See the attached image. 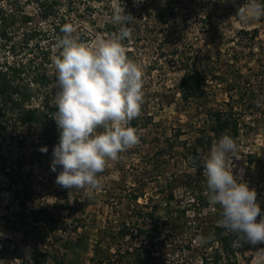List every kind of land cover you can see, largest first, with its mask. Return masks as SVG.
Returning <instances> with one entry per match:
<instances>
[{"label":"trees","instance_id":"trees-1","mask_svg":"<svg viewBox=\"0 0 264 264\" xmlns=\"http://www.w3.org/2000/svg\"><path fill=\"white\" fill-rule=\"evenodd\" d=\"M111 1L103 3L107 16L97 27L108 36L117 30L111 22ZM81 2L96 7L89 0H0V45L4 48L0 55V192L10 191L13 201V204L2 205L0 218L15 231H20V240L28 245V254L17 264H45L49 258L53 264H63L65 259L64 253L59 251L60 244L68 250L82 239L72 241L70 236L81 225L78 214L81 191L60 187L55 191L54 207H50L28 180L31 170L24 167L26 153L20 151L26 144H38L35 139H27L32 135L29 132H37L34 134H38L39 143L47 147L46 153H53L59 142V130L52 116L57 110L54 103L57 89L51 87L56 80L51 58L57 37L63 35L61 26L69 23L72 11L78 10ZM255 2L264 8V0ZM119 4L137 21L132 26L131 39L122 42L129 58L137 62L144 48L155 42L154 49L159 57H167L169 51L174 58L168 60L179 65L178 90L182 100H203L211 69L206 67L199 52L178 45L173 33L180 24L187 22L182 10H190L188 0H141L139 3L121 0ZM29 6L31 9L27 8ZM201 17L209 18V14L203 13ZM165 27L174 36L171 47L167 45L169 38L159 37ZM242 31L254 35L257 27ZM17 33L21 34L19 44L13 39ZM78 38L81 41V37ZM154 59L158 61L157 56ZM227 102V107L209 108L207 128H202L188 146L182 145L181 150L189 152L193 173H187L183 181L185 190L180 195L176 192V178L162 183L166 203L163 221H160L158 202L139 201L140 197H147L144 189L148 181L145 182L144 177L129 188L120 187L117 201L126 198V205L115 209L119 216L117 225L105 244L96 242L92 264H168L162 247L170 245L186 249L185 255L200 264H237L236 255L242 244L237 242L235 235L219 226V211L201 212V205L208 199L202 164L205 153L200 148L224 133L234 139L239 134V110L235 109L236 104ZM131 126H137L136 119L131 121ZM167 143L170 153L175 145L169 138ZM153 173L158 178L161 172L155 169ZM185 193L189 196H184ZM193 201L200 205L192 207ZM183 235L187 238L182 239Z\"/></svg>","mask_w":264,"mask_h":264},{"label":"rangeland","instance_id":"rangeland-1","mask_svg":"<svg viewBox=\"0 0 264 264\" xmlns=\"http://www.w3.org/2000/svg\"><path fill=\"white\" fill-rule=\"evenodd\" d=\"M89 1L94 2L96 7L79 3L78 10L72 11L69 23L75 29L74 36L81 37V42L93 44L97 36H110L102 34L97 28L107 16L102 8L106 0ZM188 2L190 10H182V17L187 18V22L180 24L173 33L177 36L178 45L199 52L207 64L206 67L211 69L205 83L204 99L183 101L178 90L181 70L178 64H171L168 60L174 58L173 54L168 51L167 57H159L154 49L155 42L144 48L140 60L137 61L144 73V99L135 127L139 143L121 153L118 160L108 161L104 172L98 174L102 188L90 194L80 192L78 214L81 216V225L70 236L72 241L80 237L82 239L68 250H65V245L60 244L59 251L64 253L65 259L63 264H92L91 257L96 242L105 244L106 238H109L117 225L119 216L115 209L126 205V198L122 202L117 201L118 191L131 187L143 177L145 182L148 181L144 190L150 198L140 197L139 201L158 202L160 221H163L166 203L162 183L166 179L176 178L177 194L180 195L185 190L183 181L187 178V173H193V168L190 165L189 152L181 149L192 143L202 128H207L210 122L208 109L227 107V101L236 104L235 109L239 110V134L235 138L238 151L229 155L228 165L230 170L233 169L234 175L256 190L261 216H264V18L262 14H246L244 17L238 15L239 8H248L252 0ZM27 8L31 9L30 6ZM203 13H208L209 18L203 19ZM253 27H257L254 35L242 31ZM20 35L17 33L13 36L17 44ZM163 35L169 38L167 45L171 47L173 42L170 41H174V36L167 27L159 33V37ZM43 41L46 43L47 39ZM3 51L4 48L0 45V55ZM155 56L158 61L154 59ZM51 69L54 70L52 65ZM51 87L56 89L55 81ZM178 131L180 134H176ZM29 133L32 135L27 139H35L38 144H26L20 148V151L26 153L24 167L31 170L28 180L43 201L54 207L55 191L61 187L56 183V177L62 168L58 165L55 172L51 170L53 153L42 151L44 147L39 143V136L34 134L37 132ZM175 135H179L178 138ZM219 137H213L211 143L200 148L205 156L213 141ZM168 138L175 145L170 153L167 147ZM155 169L161 172L158 173V178L153 176ZM184 196L189 194L185 193ZM12 202L11 192L2 190L0 210L3 211V204H13ZM198 205L200 204L192 202V207L197 208ZM201 207L202 214L221 211L218 205L214 206L209 201ZM20 236V231H15L4 222V218H0V264H17L22 256L28 254V245L20 240ZM186 238L185 235L182 236V239ZM194 243H197L196 239ZM113 248L114 244L110 246L111 250ZM163 250L169 260L168 264H200L198 260L194 262L191 257H187L186 249H181L180 246H165L162 247ZM236 256L237 264H264V243H243ZM45 264H53L52 259L49 258Z\"/></svg>","mask_w":264,"mask_h":264},{"label":"clouds","instance_id":"clouds-1","mask_svg":"<svg viewBox=\"0 0 264 264\" xmlns=\"http://www.w3.org/2000/svg\"><path fill=\"white\" fill-rule=\"evenodd\" d=\"M246 14L259 16L264 8L252 0L248 8L238 10L241 17ZM111 22L117 30L107 38L97 36L93 44L74 36L72 24L62 25L63 35L57 37L51 58L57 89V110L52 116L59 130L51 170L55 172L59 165L62 171L56 183L86 194L102 188L98 174L108 161L118 160L139 143L131 121L141 115L144 73L122 43L131 39L137 21L114 0ZM237 151V142L227 133L213 141L202 160L205 195L221 210L219 226L235 235L238 243H264V216L256 190L228 165L229 155Z\"/></svg>","mask_w":264,"mask_h":264}]
</instances>
